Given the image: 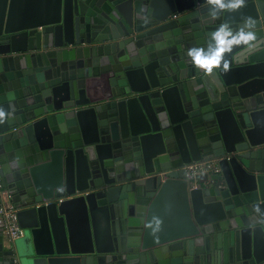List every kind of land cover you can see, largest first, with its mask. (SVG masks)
I'll use <instances>...</instances> for the list:
<instances>
[{"label":"water","instance_id":"1","mask_svg":"<svg viewBox=\"0 0 264 264\" xmlns=\"http://www.w3.org/2000/svg\"><path fill=\"white\" fill-rule=\"evenodd\" d=\"M211 6L0 0L3 188L35 189L42 164L62 171L11 199L24 235L7 245L0 226V264H264V0ZM249 20L256 40L227 69L191 63L222 23ZM202 161L221 174L188 180ZM167 202L179 239L153 244L147 221Z\"/></svg>","mask_w":264,"mask_h":264},{"label":"clouds","instance_id":"2","mask_svg":"<svg viewBox=\"0 0 264 264\" xmlns=\"http://www.w3.org/2000/svg\"><path fill=\"white\" fill-rule=\"evenodd\" d=\"M245 0H211L210 14L218 15L221 11L235 10L243 6ZM254 24L249 20L242 25L240 29L234 30L228 23H222L218 28L210 33L209 43L207 47L194 45L187 51L191 63L206 73H211L217 67L225 69L229 66L226 54L230 53L234 46L250 45L256 40V33L252 29ZM9 113L0 108V121L7 119ZM155 225L154 230H158L160 221L154 218L149 227Z\"/></svg>","mask_w":264,"mask_h":264},{"label":"crops","instance_id":"3","mask_svg":"<svg viewBox=\"0 0 264 264\" xmlns=\"http://www.w3.org/2000/svg\"><path fill=\"white\" fill-rule=\"evenodd\" d=\"M47 164H42L40 167L35 168L33 171H31L30 179L32 181V184L34 185L35 189H29L27 191L17 192L12 197L9 194V199L11 200L14 198L15 200H18L22 198L25 193H28V195H32L34 193V190H45L52 186L53 184L57 183V180L59 177H61L62 171L61 167H52L48 166ZM27 177V176H25ZM12 202V201H11ZM13 203V202H12ZM16 203V202H15ZM15 203H13L15 205ZM153 213L150 214V218L148 219V228H147V236L148 239L155 244V240L158 241L161 238H165L163 241H175L178 240V234L180 233L179 225L182 222L181 212L179 209H175L172 204L167 202L166 204H159V207H155L152 211ZM154 218H158L160 221L158 230L155 229V225L153 224L152 227H149V224L153 222ZM2 223L0 222V226ZM2 232V229H1ZM3 234V232H2ZM145 234V233H144ZM143 234V235H144ZM152 244V245H153ZM154 247L157 248L155 245Z\"/></svg>","mask_w":264,"mask_h":264},{"label":"built area","instance_id":"4","mask_svg":"<svg viewBox=\"0 0 264 264\" xmlns=\"http://www.w3.org/2000/svg\"><path fill=\"white\" fill-rule=\"evenodd\" d=\"M184 170L188 180L196 181L203 175H219L220 167L217 161L193 162L185 165ZM17 209L9 199V193L2 185L1 163H0V222L2 232L7 245L13 244L24 235V230L19 226Z\"/></svg>","mask_w":264,"mask_h":264}]
</instances>
